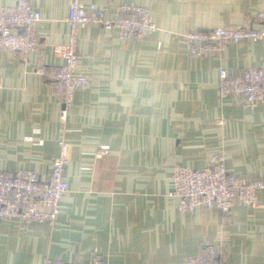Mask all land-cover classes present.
Returning <instances> with one entry per match:
<instances>
[{
    "label": "crops",
    "instance_id": "0c3cea01",
    "mask_svg": "<svg viewBox=\"0 0 264 264\" xmlns=\"http://www.w3.org/2000/svg\"><path fill=\"white\" fill-rule=\"evenodd\" d=\"M30 1L41 17L35 50L25 59L0 51V173L46 178L63 140L68 192L51 226L0 221V264H89L92 253L104 264H181L208 246L222 249L228 264H264V190L255 207L227 213H179L166 196L175 167L200 169L218 153L228 171L264 181V105L243 109L239 97L220 99L216 90L220 69L264 66V41L194 58L184 39L245 19L257 28L264 0H81L109 16L121 4L146 7L157 31L123 40L117 31L82 29L77 73L90 85L75 92L65 119L34 71L63 64L54 49L67 43L68 0ZM104 145L108 154L97 158Z\"/></svg>",
    "mask_w": 264,
    "mask_h": 264
},
{
    "label": "built area",
    "instance_id": "2783aa9c",
    "mask_svg": "<svg viewBox=\"0 0 264 264\" xmlns=\"http://www.w3.org/2000/svg\"><path fill=\"white\" fill-rule=\"evenodd\" d=\"M40 13L30 0H16L13 6L0 5V51L8 50L18 58L25 59L36 46L35 27ZM257 28L243 20L241 27L190 31L185 34L187 54L194 58L219 56L231 44L241 40L251 43L264 41V10L255 15ZM67 43L54 51L63 59L58 66L38 65L34 73L50 83L53 97L65 119L73 107L74 95L85 90L90 79L77 73L78 43L80 31L87 26H97L105 31H117L123 40L144 39L157 31L151 12L146 7L121 4L113 16L96 5H84L81 0H68ZM158 43V48H160ZM2 84L0 81V90ZM216 90L220 99L239 97L243 109L253 110L264 105V66L249 67L237 74L225 69L218 71ZM219 120L215 124L222 125ZM59 152L51 162L46 178L28 170L12 175L0 173V221L18 220L24 225L31 223L53 225L60 213V204L68 192L63 173L68 162V145L58 141ZM108 146H100L97 158L108 154ZM264 190V181L236 175L227 170L225 157L218 153L200 169L175 167L172 187L167 198L176 201L179 213H192L201 208L218 209L227 213L236 204L255 207L257 194ZM43 264H68L59 259ZM89 264H104L101 256L90 255ZM181 264H228L226 253L217 247H205L200 254L184 260Z\"/></svg>",
    "mask_w": 264,
    "mask_h": 264
}]
</instances>
